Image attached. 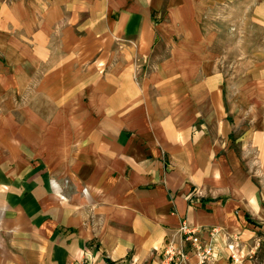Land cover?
<instances>
[{"label":"crops","instance_id":"1","mask_svg":"<svg viewBox=\"0 0 264 264\" xmlns=\"http://www.w3.org/2000/svg\"><path fill=\"white\" fill-rule=\"evenodd\" d=\"M183 220L264 263V0H0V264H160Z\"/></svg>","mask_w":264,"mask_h":264},{"label":"built area","instance_id":"2","mask_svg":"<svg viewBox=\"0 0 264 264\" xmlns=\"http://www.w3.org/2000/svg\"><path fill=\"white\" fill-rule=\"evenodd\" d=\"M202 231L199 226L181 221L174 234L163 245L160 264H211L215 257V235L219 231L216 227L210 228L209 241L203 239ZM227 247L231 251V260L237 262L240 254L238 243L231 241Z\"/></svg>","mask_w":264,"mask_h":264},{"label":"rangeland","instance_id":"3","mask_svg":"<svg viewBox=\"0 0 264 264\" xmlns=\"http://www.w3.org/2000/svg\"><path fill=\"white\" fill-rule=\"evenodd\" d=\"M246 1V0H243ZM230 6V8H228ZM225 6V5H219V7L214 8V16H216L214 19H209V17H206L207 25L213 24L219 29L220 35L223 34L224 40L227 43L228 49L227 54L229 56V65L230 70L234 71L237 68L234 61H236L238 54H243L241 51H245L246 56L249 53V50L254 47V45L257 43L256 39L252 38V36L247 37L246 41H240L238 35L228 34L226 29L229 27L230 24L236 23L235 20L238 16V12L241 10L237 3ZM226 10V12L224 11ZM230 17V18H228ZM213 23V24H212ZM231 26V25H230ZM233 29V28H231ZM249 33H253L255 31L254 27L248 28ZM237 34V33H236ZM219 43H221V37H219ZM241 56V55H239ZM240 248V245H238V249ZM233 262V261H232Z\"/></svg>","mask_w":264,"mask_h":264},{"label":"trees","instance_id":"4","mask_svg":"<svg viewBox=\"0 0 264 264\" xmlns=\"http://www.w3.org/2000/svg\"><path fill=\"white\" fill-rule=\"evenodd\" d=\"M264 264V263H263Z\"/></svg>","mask_w":264,"mask_h":264}]
</instances>
